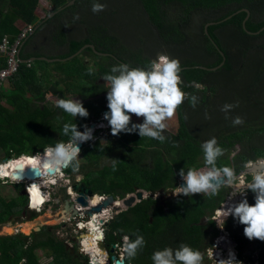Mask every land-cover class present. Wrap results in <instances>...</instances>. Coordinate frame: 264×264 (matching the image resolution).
Returning <instances> with one entry per match:
<instances>
[{"label": "trees", "instance_id": "obj_1", "mask_svg": "<svg viewBox=\"0 0 264 264\" xmlns=\"http://www.w3.org/2000/svg\"><path fill=\"white\" fill-rule=\"evenodd\" d=\"M48 1L55 10L68 0ZM104 1L106 0H76L72 6L49 19L53 20L54 17L65 13L60 19L62 24L83 26L87 30L82 18L74 16V5L88 2L85 5L90 6L94 2ZM135 1L156 36L168 45L163 54L180 60V75L183 80L181 88L197 96L198 103L195 108L191 106L189 99L182 103L176 111L177 129L174 133L164 132L166 140L163 143L148 137L141 138L138 132H121L116 136L110 134L100 138L98 134L102 131L96 130L93 133L94 139L82 143L80 147L79 157L82 161L74 175L79 174L82 177V185L97 195H111L123 199L137 190L151 195L160 193V197L155 199L149 196L115 216L106 228L104 242L105 248L110 250L112 246L120 243L122 237L127 236L134 240V233L142 235L146 241L143 249L134 259H128L124 254L123 262L153 264L151 257L156 250L165 247L175 249L181 243L190 245L203 254L211 239L218 233L211 217L229 195L230 188L220 187L215 196H166L177 189L182 179L178 174L181 168H184L185 172L190 168H208L204 163L201 147L204 141L212 137L217 139L224 154L217 159L216 166L230 167L235 176L242 172L249 162L264 158V94L257 88L259 78L264 76V31L259 35L247 34L242 28L246 13L242 11L233 15L244 8L249 10L250 16L245 28L256 32L264 27V0ZM36 3L37 0H8L7 5L21 21L28 24L40 23L39 26L44 30L48 19L36 22ZM166 7L170 12H167ZM194 14L201 17L198 38L189 36ZM229 16L230 19L223 21ZM210 22L216 24L207 28L206 35L204 26ZM36 29L38 28L34 30ZM18 30L19 27L0 17V40L4 34L15 35ZM57 31L52 30L51 39L54 40ZM65 31V28H62V33ZM85 35L75 41L66 40L65 35H62V43H59V46H62L63 52L59 57L62 59L72 55L84 44H91L95 51L108 55L98 56L90 49H85L78 56L64 62L46 63L35 60L31 61L29 66L20 63L15 73L8 78L10 90L4 92L2 89L0 95V152H4L5 159L39 155L48 147L67 142L69 136L63 134L64 124L76 123L78 130L83 131L84 125L88 126L92 120L95 121L101 116L102 111L108 109V83L102 76L110 74L111 68L117 64H128L130 68H147L152 61L142 54L141 49L137 51L124 48L125 51L120 50L118 56L115 55L113 51L118 48L114 46L120 43L117 37L112 38L108 33L107 25L100 26L97 23L90 27L86 37ZM32 36L30 34L22 42L18 52L19 58H54L44 52L42 46L39 47V37ZM213 42L225 56L223 66L215 71L194 68H213L221 63L222 57ZM25 47L29 50L24 51ZM82 54L89 56L94 65L84 66L79 59ZM142 57L144 58L140 59ZM250 62L254 64L253 68L249 66ZM90 67L94 69L92 75L88 74ZM244 73L248 75L246 80L242 78ZM218 75L229 77L235 85L243 82L245 94L248 91L254 92L246 95L244 104L258 109L240 125L234 126L232 123L216 129H193V125L187 120L189 113L203 109L219 110L222 95L219 94L217 84L208 80L209 77ZM58 84H62L67 96H76L77 100L83 103L89 112L88 117L75 118L57 107V104L45 101L43 92L53 91ZM236 97L237 95H233V98ZM211 98H218V105L214 101L210 103ZM4 103L12 110L10 118H5L2 114ZM132 122L137 123L133 119ZM71 173V170L68 174L63 171L66 176ZM246 180L250 182L249 175ZM12 188L14 189L13 185H0V190L6 192V199L0 196V226L19 219L26 211L25 199L18 192L13 193ZM254 196L255 194L248 190L249 204L255 203ZM51 199L56 200L55 196H51ZM49 205L55 204L50 202ZM61 228L62 226L58 230ZM225 229L233 240L239 262L264 264V241L246 238L244 225L232 216L226 219ZM53 232L54 228L42 227L36 233L31 232L28 237L18 235L17 238L0 239V264H37V252H41L43 257L48 259V264H88L85 257L77 254L76 256L68 248L65 239H57L60 237L59 232L55 233L56 236Z\"/></svg>", "mask_w": 264, "mask_h": 264}, {"label": "clouds", "instance_id": "obj_2", "mask_svg": "<svg viewBox=\"0 0 264 264\" xmlns=\"http://www.w3.org/2000/svg\"><path fill=\"white\" fill-rule=\"evenodd\" d=\"M105 7H106L105 4L94 2L92 4L91 10L93 13H98L103 11ZM35 25H33L34 29H35ZM68 26L69 24L66 23L65 30L67 29ZM77 27L81 28L80 26ZM181 71L182 69H181L180 60L178 58H172L171 56L167 54L165 55L163 53L158 54L156 58L150 62L147 68H130L128 64L114 65L111 68L110 74H105L104 76H102L104 81L108 83V88H107L108 91L106 97L108 101L107 104L108 109L106 111H102L101 113V116L103 115L102 120L101 121L99 120L101 117L100 116L96 121L90 122L88 126L84 125L83 131L78 130L76 123L64 124L63 134L69 136V140L67 142H59L54 147H48L44 151L47 152V155L50 158L51 163L57 167L66 168L67 166H71L74 171L78 169L79 164L74 162L77 160L81 152V148L79 147V144L93 140L94 139L93 133L96 130L105 131V129L106 130L111 129V134L113 136L119 135L121 132L129 133V134L138 132L141 138L148 137V138L156 139L163 143L166 140V137L163 134L167 128V124L165 123V121L170 120L176 114L177 109L182 105V103L186 99L190 100L191 106L193 108H195L198 103L197 96L182 90L181 85L183 84V80L180 75ZM93 73H94V69L90 67L88 69V74L92 75ZM235 106L236 105L226 103L221 107V111L225 113L226 119L229 118L228 113ZM57 107L61 108L64 112L75 118L77 116L86 118L89 115V112L83 106V103L77 99L75 100L60 99L57 102ZM133 115H135L137 118L142 117L143 122L142 123L132 122ZM206 118H210L207 116V113H206ZM243 122H244L243 119L239 116L235 117L232 120L234 126L243 124ZM100 124H107L109 126L108 128H100ZM90 125H92L93 127L90 128L89 127ZM201 147L203 149V154H204V163L206 166H208V168H206L207 170L206 171L200 169L196 170L190 168L185 172V169L181 168L178 174L182 178L180 180H184L185 183L181 186H179L178 184V187L176 189L177 191L174 190L171 191L169 196H171L172 194L176 196L182 195L188 197H191L194 194L215 196L218 194L222 182L226 181L227 183L231 184L235 181V173L233 169L227 166L222 168L216 166L217 159L224 154V150L218 145L217 139L215 137H212L211 139L204 141ZM259 159H264V158H259ZM259 159L249 163L252 164L253 162L258 161ZM13 160H15V158L5 159L4 162L9 163L12 162ZM1 164L2 163H0V165ZM245 168H247V166ZM247 175L252 176V179L250 178L251 181L248 183L241 184L240 189H237L233 193V195L241 194L243 196V199H241L238 203H233L229 205L226 209L224 208L221 212L223 226L225 228L226 218L228 216H232L234 219L238 220L240 224L244 225V235L246 238H248L249 240L258 239L260 241H264V170L258 171L254 174H245L244 176L246 177ZM69 180L70 178L68 176V179L67 180L65 179L64 182L65 183L69 182V184L71 185L66 186L65 191L64 192L62 191L63 193H65L66 197L68 198L67 201H70L71 204L77 207V209L79 208L78 209L79 212L82 209L85 210L83 211V213L88 212L90 209L89 207L80 208V206H78L76 202L74 204L71 201L70 194L68 193V191H70L71 189V192L73 194L79 196L78 192H74L72 190V187L75 184L81 182H77V180L76 181L74 180L69 181ZM5 182L14 184L12 181L7 179ZM57 182L59 183L60 181L56 180L54 184L52 185L49 184L47 188L44 187L45 185L40 186V193H41L43 205L40 206L38 210L30 209V203L28 199L29 196L27 192H25L26 188H24L23 189L24 196L22 195L21 196L25 199V210L27 212H32L37 214L40 213L42 211L41 210L42 207L50 203L51 194L49 190L50 188H54ZM14 185H18V184H14ZM248 190H250L255 194L254 204H249L248 202L247 194H246ZM145 194H146V198L149 196L153 197L154 195V194L151 195V193H146V192ZM95 196L99 197L106 195L93 194L92 199H94ZM123 199H120L119 197H114V202H112V204L116 202H120ZM89 200L91 199H88V203ZM112 204L109 205L108 208L112 206ZM123 209L121 211H123ZM125 210L126 209H124V211ZM92 217L93 216L91 217L83 216V219L85 222H87ZM110 221H112V219ZM109 223L110 222L103 224V228L105 229V232H106V225H108ZM215 228L217 229L216 224H215ZM225 233H227L229 236V233L226 231V229L224 235ZM134 235L136 236L134 240L129 239V237L127 236H125L124 238L123 251L128 259H134L139 253V251L143 249L146 243L142 235L135 233ZM216 235L218 236V233ZM229 239L232 240L230 236ZM231 243L232 245H234L233 241ZM117 245L118 248L116 250L119 251L118 252L116 251L115 257L118 256L121 252L120 251L122 249L121 241ZM208 247H210V245ZM105 249L106 248L104 246V251L100 250V253L104 254ZM80 256L85 257L87 259L88 264L90 261H93V259L89 256V254L82 253V255ZM99 259L103 261L100 264H111L109 259L105 260L103 259V257H99ZM151 259L153 261V264H203L204 260L210 261L207 258L206 250L202 254L201 251H199L198 249H194L190 245L184 243H181L179 247L175 249L172 247H165L163 249L156 250L152 254ZM234 262L235 264H242V262L235 261L234 254H230L228 259L226 260L220 259L219 264H234Z\"/></svg>", "mask_w": 264, "mask_h": 264}, {"label": "rangeland", "instance_id": "obj_3", "mask_svg": "<svg viewBox=\"0 0 264 264\" xmlns=\"http://www.w3.org/2000/svg\"><path fill=\"white\" fill-rule=\"evenodd\" d=\"M40 1V0H39ZM39 1L37 2V5H39ZM48 1V0H47ZM45 1L46 3L41 7V14L40 17L44 16L45 14H47V12H49L50 10V6L48 4V2ZM85 1V0H83ZM0 5L1 8L0 10H4L5 8H9V6L6 4L8 3V0H0ZM88 2H80L74 5V7L76 8L73 12H74V16L75 17H80L82 18V20L85 22V27H86V32L87 34L85 35V37L88 35L89 31H90V27L97 25V23L100 26H104L107 25L108 26V33L110 35H112V38L117 37L118 41H119V45H115L114 48H118L117 51H113L115 53V55L118 56L120 50H123L124 48H130V49H135L138 51V49H141V52L143 55L151 58L152 60L155 59L157 56V54L159 52H164L168 49V45L164 44L159 37L156 36V33L154 31V29L148 24V22L145 19V15L142 12V10L139 8V4L136 3L135 0H106L104 2H100L102 4H105L106 7L103 11L98 12V13H93L91 10V5H85ZM167 12H170L168 7H166ZM12 9L10 8V10H8V14L11 17H8L11 21L15 20V15L13 14V12L11 11ZM64 10V9H63ZM177 10V9H176ZM62 12V10L60 11ZM57 14H54L53 16H55ZM65 15V13H61L59 16L54 17V19H49L46 21V25H45V29L38 33V35L41 37V39L39 38V40L37 41L39 46H42V50L44 52H47V54H49L50 56H54V59H61L62 52L63 49L61 47H59V43H62V35H65V39H73L75 40H79L81 39L84 35L82 34V31H79L81 28L74 26V25H70L67 27L65 33H62V30H58L57 33L54 34V40L51 39V32L54 28H58L61 27L65 28L66 24H62L63 22L60 21V19ZM195 16L193 17V22H192V29L189 31V36L190 37H194V38H198L200 31H199V25H200V15L194 14ZM6 16V15H5ZM51 16V17H53ZM7 17V16H6ZM50 17V18H51ZM37 19V18H36ZM39 19L36 20V22ZM100 20V21H99ZM91 23V25H90ZM24 23L19 21L18 26H22ZM36 23H33V25ZM89 29V30H88ZM93 29V28H91ZM76 30V31H74ZM38 36V37H39ZM67 36V38H66ZM122 43L125 44L126 47L122 46ZM125 51V49H124ZM165 54V53H164ZM166 55V54H165ZM109 56L112 57L111 54H109ZM80 60L83 62L84 66H92L94 65L93 61L90 59L89 56H87L86 54H82L79 56ZM154 57V58H153ZM144 57L140 58L143 59ZM249 66L251 68L254 67L253 63H249ZM206 67V66H204ZM209 68V67H207ZM49 72L50 69H48ZM57 78H59V76H57ZM243 80H246V78H248V75H245V73L243 74ZM209 82L217 84L219 91V94H221V98L222 102L220 104L219 110L218 109H211V110H207V109H203L202 111H198L196 110L194 113H189V115H187V120L189 122L190 125H193V129L194 128H198L200 130L203 129H216L217 127H221V126H227L232 124V120L229 119H233L237 116L241 117L243 120H246L249 116H251V114L253 113V111H256L258 108H254L252 105L248 106L246 104H244L243 99L246 98V94L244 91V83L240 82L239 84L232 83V80L223 75H218V76H211L208 78ZM259 84L257 85L258 91L261 94H264V76L259 78ZM2 89L4 90V92H9V81L6 80L5 83L3 84ZM233 95H237L236 98H233ZM43 97L45 99V101H48L49 103L56 105L58 100L60 99H77L76 96H71L64 93L63 90V86L62 84H58V86L53 90V91H44L43 92ZM234 100V101H233ZM214 102L218 105V98H216L214 100ZM233 104L236 105L235 107H233L231 109V111L228 113V117L229 118H225V113L223 111H221V107L224 104ZM211 106V105H210ZM4 109L2 111V114L5 115V118H10L11 114H12V110L9 109L8 106H6V104L4 103ZM236 108V110L234 111L233 109ZM206 113L207 116L210 118H206ZM99 118V117H97ZM132 119L134 121H136L137 123H142L143 122V118H137L135 115L132 116ZM105 120V119H104ZM94 121V120H92ZM96 121V119H95ZM165 123L167 124V128L164 132H168V133H174L177 129L178 126V120H177V116L176 114L170 119L165 121ZM102 125V126H101ZM107 124H100V128H108L109 125ZM197 130V129H195ZM111 134V129L102 131V133H99L98 136L101 138L103 137V135H110ZM92 141V140H91ZM47 152L42 153L41 155H34L35 157L31 158L32 160H37L40 161V163L45 160L44 157H48V155H46ZM29 156V155H26ZM15 157V156H14ZM24 156L19 157L18 159L13 160V164H15L18 161H21V158H23ZM25 158V157H24ZM28 158V157H27ZM5 160V154L4 152H0V163H2ZM81 158L78 157L77 160L74 163H78L81 164ZM9 165V164H8ZM71 170V174L67 175L70 176V180L73 179L74 181L79 180V182H81V176L79 174H75V171H73V168L71 166H67L65 168V172L68 174V172ZM205 170V169H203ZM60 172H62L61 168L59 167V169L56 171L55 175L51 176L53 177L51 179L47 178L41 181H35V183L37 182V192L35 193V196H38V198H36V203L35 206H30L31 210H38V208L40 206L43 205V201L41 200V193H40V186L41 185H45L44 187L47 188L49 183L50 185L54 184V182L56 180L60 181L59 183L57 182L54 188H50V194L51 196H55L56 200L52 201V199H50V202H53L55 205H46L44 207H42V211L40 213H32V212H27L24 211V214L19 218V219H15L9 223L12 224V227L9 228L7 224H4L2 226H0V239L4 238V237H9V238H17L16 236L20 235L21 237H28L31 232H38L40 228L42 227H50V228H54L55 232H53L54 234L56 232L59 231V235L57 239H61V237H68L70 239L73 238V240L75 239V232H74V228L71 225H67L65 231L61 232L60 230H58L60 228V226L63 227V224L66 223L67 221L65 220H69L74 218L75 216L73 214H71L70 212L65 213L64 212V203L63 200L66 201L65 199V194L62 193V191H65L66 186H70L71 184L65 183V177L66 174L63 175V180L61 179ZM56 176V177H55ZM250 178L252 179V176H250ZM6 179V178H5ZM10 180V179H7ZM69 180V181H70ZM6 180H2L0 182V185H13L14 189L12 188L11 191L13 193L18 192L21 196V193L23 192V189L26 188V190L29 192V194H31V191L33 190V185L31 183H22V184H18V185H14L16 184V181L14 182V184H10L9 182H5ZM11 181V180H10ZM14 181V180H13ZM42 182V183H41ZM44 183V184H43ZM231 190V188H230ZM232 191V190H231ZM230 191V192H231ZM68 193L70 194V196L74 197V195L68 191ZM0 196H2L3 198L6 199V192L3 190H0ZM167 197H170L169 195L166 194ZM165 196V197H166ZM158 197V195H157ZM95 198V197H94ZM71 199V197H70ZM92 199V198H91ZM32 200L34 201V193L32 194ZM93 200H89V208H95L97 206H99V203H102L103 198L99 201V203H97V205L92 206ZM119 202L113 203V204H117ZM112 204V207L115 208L116 211L118 212H123L124 209L123 207H119ZM91 206V207H90ZM224 208L226 207V205L223 206ZM106 208H102V211L100 213H94L92 217L89 221L84 222L83 226L86 225L85 227V231H84V236L86 235H90L89 231L86 230L87 226L92 222V219H94L96 216L97 217H102L101 221H100V225L103 224V222H109L111 219L113 220V215L112 213L109 211V209ZM121 208V209H120ZM89 209V210H90ZM123 209V211H121ZM109 211V212H108ZM113 211V210H111ZM114 212V211H113ZM109 215H107V214ZM115 213V212H114ZM36 216H33V215ZM106 214V216H105ZM119 214V213H118ZM116 213L115 216L118 215ZM33 216V218H31ZM219 217H221V215H219ZM98 219V218H97ZM222 222L221 218L217 219V225L216 227L222 231L223 235L219 236L220 238H217L216 240L219 242H222L223 239L225 237L224 235V231L225 228L224 226H220L219 224ZM111 223V221H110ZM109 223V224H110ZM219 223V224H218ZM108 224V225H109ZM66 225V224H65ZM106 225V228L107 226ZM215 225V223H214ZM24 228H27V231H25ZM83 229V228H82ZM10 230H12V234H8L7 231L9 232ZM36 230V231H34ZM56 236V234L54 235ZM225 240H227V238H224ZM87 239H85L86 242ZM75 248L80 249V238H76L75 240ZM85 244V243H84ZM85 247V245H84ZM69 249H71V251L76 255H79L77 253V251L73 248L72 245H70L68 247ZM86 248V247H85ZM93 248V247H92ZM6 249V248H5ZM7 250V249H6ZM0 251H1V245H0ZM97 250L93 251L92 249H85L84 251H82V253L85 254H89V256L93 259L94 262V258L92 257L95 252H97ZM117 252L119 250H116ZM100 251H98L97 253H99ZM76 255V256H77ZM100 256H102L100 254ZM37 257H38V263L37 264H48L49 261L48 259H45L42 255L41 252H37ZM82 258V257H81ZM215 260H217V258H214ZM81 262H84L83 259H80ZM210 261H203V264H209ZM94 264H100L97 262H94Z\"/></svg>", "mask_w": 264, "mask_h": 264}, {"label": "built area", "instance_id": "obj_4", "mask_svg": "<svg viewBox=\"0 0 264 264\" xmlns=\"http://www.w3.org/2000/svg\"><path fill=\"white\" fill-rule=\"evenodd\" d=\"M33 30H34V27L32 24L24 23L22 26H19V30L15 35L6 33L2 36V38L0 40V95H1V90H2L3 84L5 83L6 80H8V78L11 75H13L15 73V71L18 67V64L21 63L20 58L18 56V52H19V48H20L22 42L27 38V36H29L33 32ZM24 64H26V66H29L30 62H26ZM106 106H107V104H106ZM102 118H103V115L100 117L99 120L101 121ZM250 165H251V163H248L246 166L249 167ZM250 181H251V179H250ZM77 182H79V180H77ZM244 183H248V182L246 180V177L242 175L239 177L238 184H240V186H241V184H244ZM174 191H177V190H174ZM69 192H71V189ZM246 194L248 195V192ZM73 195H74V197H72V196H70V197H71V201L75 204V200L77 199L78 196L76 194H73ZM157 195H158V197H160V193L154 194L153 197L158 198ZM172 196L176 197V195H173V194H172ZM95 197H97L99 201L102 198H103L102 201H104V199H106V196H99V197L95 196ZM28 199H29V203H30V197ZM232 199H234V201H232ZM241 199H243V196L241 194H237L234 197H231L230 195H228L225 199V202L220 205L219 209L214 211L213 216L211 217V219L215 222V224L217 225V219L221 218V217H219L218 212H219V210H222L224 205H226V207H228L229 205H231L233 203H238ZM107 209H109V211L112 213L113 217H114V215H116V213H118V211H116L115 208L112 206L107 208ZM111 210H113L115 213ZM83 211H85V210L82 209L80 211V215L68 220L65 223L66 225L63 224V227L60 230L61 232L65 231L67 225H71L74 228V232H75V239L74 240H73V238L70 239L66 236L62 237V238L65 239V243L68 247L70 245H72L74 249L78 250L77 252L80 255H82V251L85 250V248L83 246V244L85 243V240L83 239L85 230H83L81 228V225H83L85 222L83 219V215H82ZM229 217L230 216H228L227 218H229ZM106 223H108V222H106ZM103 224H105V222ZM103 224L99 227L100 228L99 233L101 236L100 243H103V245H104L105 229L103 228ZM76 238H80V249L75 248L74 242H75ZM124 238L125 237H123V239L121 240L122 249L120 250L121 251L120 254L115 257L116 249L118 248V245H114L111 247L110 250L105 249L106 254L100 253L101 255H103L102 256L103 259H105V260L109 259L111 264H115L116 261L123 262ZM217 238H220V237L216 235L212 239L210 247H208L206 249L207 258L210 260L209 264H219L220 259L226 260L229 258L230 254H234L235 261H238L236 252L234 250V245H232L228 234L225 233L224 238H227L225 243L217 241L216 240ZM226 246H229V247H226ZM214 258H217V260H215ZM112 259H114V260L112 261ZM89 264H94V262L90 261ZM234 264H235V262H234ZM242 264H244V263H242Z\"/></svg>", "mask_w": 264, "mask_h": 264}, {"label": "water", "instance_id": "obj_5", "mask_svg": "<svg viewBox=\"0 0 264 264\" xmlns=\"http://www.w3.org/2000/svg\"><path fill=\"white\" fill-rule=\"evenodd\" d=\"M75 0H68L64 5H62L61 7L59 8H56L55 10H52L50 12H48V14H46V16L41 20H45V18H49L51 16H53L54 14H56L57 12L67 8V7H70L73 5ZM245 12L246 13V17L244 18L243 22H242V28L246 31L247 34L249 35H259L262 31H264V27H262L261 29H259L258 31L256 32H250L248 30H246L245 28V23L246 21L249 19V16H250V12L249 10L247 9H242V10H239L237 12H235L233 15L239 13V12ZM231 16L227 17L226 19H224L223 21H226L228 19H230ZM216 22H210L208 24H206L204 26V32L206 33V35H208L207 33V28L209 26H212V25H215ZM37 27V25H35V28ZM215 48L218 50L220 56L222 57V61L221 63L216 66V67H213V68H207V67H204V66H195L194 68H198V69H201V70H205V71H215L217 70L218 68L222 67L224 62H225V56L223 54V52L221 50H219V48L217 47V45L213 42ZM85 49H90L93 53H95L96 55L98 56H107L108 54H103V53H100V52H97L94 50V47L93 45L91 44H84L83 46H81L75 53H73L72 55L66 57V58H62V59H54V58H45V57H34V56H31L27 59H20V62L21 63H26V62H33L35 60L37 61H44L46 63H52V62H64V61H67V60H70L72 59L73 57H76L78 56L81 52H83ZM90 128H92L93 126L90 125L89 126ZM82 143L79 144V147H81ZM5 162L3 161L2 164H4ZM50 165V161H45L41 164V167L42 168H47L48 166ZM62 170L65 168V167H60ZM201 169H206V168H201ZM264 170V159H259L258 161L256 162H253L250 167H247L245 168L242 172H240L237 176H235V181L231 184L227 183L226 181L225 182H222L221 183V187L222 186H227L228 188H231V192H230V196L231 197H234L236 195H233V193L237 190V189H240V184H238V181H239V177L240 176H244L245 174H254L258 171H262ZM40 170L37 169V168H27L26 170H23L21 166H19L18 164L15 165V168H14V173L12 175V178L17 181V182H22V181H35L37 179L40 178ZM48 176V175H47ZM65 179L67 180L68 179V176H65ZM185 183L184 180H180L179 181V186L183 185ZM72 190L74 192H78L79 196L78 198L76 199V204L78 206H80V208H88V199H91L93 198V193L90 191V189L88 187H84L82 185V183H78V184H75L73 187H72ZM22 196H24V193L22 192L21 193ZM146 198V194L145 192L139 190L137 192H135L134 194H130L128 195L126 198H124L123 200H121L120 202L122 203L123 205V208L124 209H128V208H131L133 207L136 203H139L140 201H142L143 199ZM232 201H234V199H232ZM112 202H114V197L109 195L106 197V199H104V201H102V203H100V205L98 207H95V208H91L88 212H85L83 213L82 215L84 217H91L92 214L94 213H99L102 211V208H106L108 207L109 205L112 204ZM64 212L65 213H68L70 212L71 214H73L74 216H78L80 215V212L78 211L77 207L73 204H71L70 201H66L65 204H64ZM222 220V219H221ZM67 221V220H65ZM9 228L12 227V224L9 223L7 225ZM220 226H223V220L222 222L220 223ZM217 232H218V236H222L223 233L217 228L216 229ZM233 240H231L232 242ZM102 244V243H101ZM102 246V251H104V246L103 244L101 245ZM114 259H112L113 261ZM115 264H124L123 262H119V261H116Z\"/></svg>", "mask_w": 264, "mask_h": 264}, {"label": "bare ground", "instance_id": "obj_6", "mask_svg": "<svg viewBox=\"0 0 264 264\" xmlns=\"http://www.w3.org/2000/svg\"><path fill=\"white\" fill-rule=\"evenodd\" d=\"M107 126V125H106ZM47 155V154H46ZM25 157V158H24ZM23 158H21V161H18V162H16L15 164H13V161L12 162H9V163H7V162H5L4 164H1L0 165V181H2V180H6V179H10L13 183L15 182V180L12 178V175H13V173H14V168H15V165L16 164H18L19 166H21L22 167V169L23 170H26L27 168H37V169H39L40 170V178L39 179H37V180H35V181H41V180H44V179H47V178H49L50 179V177L51 176H53V175H55V173H56V171L59 169V167H57V166H54L52 163H51V160H50V158L49 157H44V159L45 160H43L41 163H40V161H37V160H32L31 158H33V157H35V156H30V157H28L27 158V156H24ZM50 161V165L47 167V168H42L41 167V164L43 163V162H45V161ZM9 164V165H8ZM62 170V169H61ZM64 170V169H63ZM62 170V171H63ZM200 170H203V169H200ZM207 169H205V171H206ZM48 175V176H47ZM60 175H62L61 176V179L63 180V173L62 172H60ZM56 177V176H55ZM6 178V179H5ZM53 177H51V179H52ZM14 180V181H13ZM48 180V179H47ZM35 181H23V182H17L16 181V184H22V183H24V182H26V183H31L32 185H33V190L31 191V194H29V192L26 190L25 192H27V194H28V196L30 197V206H35V203H36V198H38V196H35V193L37 192V182L35 183ZM44 184V183H43ZM50 184V183H49ZM34 193V201L32 200V194ZM37 194H38V192H37ZM42 200V199H41ZM92 200V199H91ZM97 203H99V200H98V198L97 197H95L94 198V200H93V203H92V206H95V205H97ZM89 204V203H88ZM100 204V203H99ZM113 205H115V204H113ZM116 208H117V206H119V207H123V205H122V203L121 202H119V203H117L116 205ZM91 207V206H90ZM98 207V206H97ZM111 207V206H110ZM92 208V207H91ZM224 208V207H223ZM222 208V209H223ZM121 209V208H120ZM109 212V211H108ZM100 213V212H99ZM107 214V213H106ZM106 214H105V216H106ZM93 215V214H92ZM107 215H109V214H107ZM218 215H221V210H219V212H218ZM98 218V219H97ZM101 218L102 217H95L94 219H92V222L87 226V229L86 230H88L89 231V234L90 235H92V237H88L87 236V238H86V236H84V238L85 239H87L86 240V245H88L89 247L88 248H85V249H92L93 251H95V250H97L96 248H95V246L96 247H100V250L102 251V244L99 242V241H101V236H100V233H99V231H100V229H99V227L101 226L100 225V221H101ZM96 219V220H95ZM104 223V222H103ZM86 225H84V227L83 226H81V228H86L85 227ZM25 229V231H27V228H24ZM34 231H36V230H34ZM225 232V231H224ZM7 233L8 234H12V230H10L9 232L7 231ZM223 239V241L222 242H224L225 243V239L224 238H222ZM85 244H83V246H84ZM93 247V248H92ZM226 247H229V246H226ZM99 249H98V251H100ZM231 250V249H230ZM97 251V252H98ZM97 252H95V254L92 256V257H95L94 258V262H97V263H102L103 261L102 260H100L99 259V257H102V256H100L99 254H100V252L99 253H97Z\"/></svg>", "mask_w": 264, "mask_h": 264}, {"label": "crops", "instance_id": "obj_7", "mask_svg": "<svg viewBox=\"0 0 264 264\" xmlns=\"http://www.w3.org/2000/svg\"><path fill=\"white\" fill-rule=\"evenodd\" d=\"M39 0H37V2H38ZM45 1H47V0H40L39 1V5H37V3H36V8H35V10H34V14H35V16H36V18L37 19H40L41 17H40V14H41V7L46 3ZM48 2V1H47ZM1 4V3H0ZM7 4V3H6ZM48 4H49V2H48ZM1 8H3V7H1V5H0V9ZM8 10H10V8H5L4 10H0V17L1 18H6L8 21H10L12 24H14L16 27H19L18 26V24H19V21L20 22H23V21H21L16 15H15V13L13 12V14L15 15V20L14 21H11L8 17H11L9 14H8ZM7 17H6V16ZM39 32H34V33H32V35L33 36H35V35H37ZM32 36V37H33ZM36 47H38V46H36ZM39 47H41V46H39ZM20 49V48H19ZM24 51H26V50H29V48L27 47H25L24 49H23Z\"/></svg>", "mask_w": 264, "mask_h": 264}, {"label": "flooded vegetation", "instance_id": "obj_8", "mask_svg": "<svg viewBox=\"0 0 264 264\" xmlns=\"http://www.w3.org/2000/svg\"><path fill=\"white\" fill-rule=\"evenodd\" d=\"M49 6H50V10H49V12H50V11H52L53 9L51 8L50 3H49ZM57 13H58V12H57ZM57 13H56V14H57ZM47 14H48V12H47ZM45 16H46V14H45L43 17H41L38 21L43 22V21L47 20L48 18H45V20L41 21ZM49 18H50V17H49ZM39 24H40V23H36V25H37L36 28H38V29H36L34 32H39V33H40V32L43 31L42 26H39ZM57 30H62V26H61V27H58V28H57V27L54 28V31H57ZM74 31H76V30H74ZM79 31H82V34H84V35L86 34V32H85V28H84L83 26H81V29H80ZM36 36H39V35L37 34ZM39 38L41 39L40 36H39ZM52 40H53V39H52ZM121 44H122L123 47H126L124 43L121 42ZM59 47L62 48V46H59ZM253 93H254V92H252V91H248V92H246V95H251V94H253ZM209 101H210V103H212V101H214V99L211 98ZM237 149H238V146H237ZM62 193H63V192H62ZM63 194H65V193H63ZM65 197H66V195H65ZM67 200H68V198L66 197V201H67ZM66 201H64L63 203L65 204ZM83 230H84V229H83ZM87 236H88V237H92V235H86V238H87ZM83 239L85 240L84 237H83ZM99 242H100V241H99ZM211 242H212V239H211ZM210 245H211V243H210ZM85 247L88 248L89 246L86 245V243H85ZM95 248L100 250V247H96V246H95ZM207 248H208V247H207ZM207 248H206V249H207ZM206 249H205V250H206ZM99 255H100V254H99Z\"/></svg>", "mask_w": 264, "mask_h": 264}]
</instances>
